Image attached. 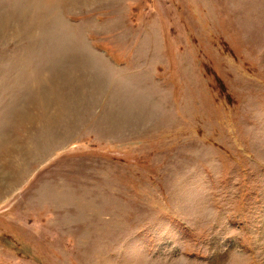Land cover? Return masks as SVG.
<instances>
[{"label":"rangeland","instance_id":"1","mask_svg":"<svg viewBox=\"0 0 264 264\" xmlns=\"http://www.w3.org/2000/svg\"><path fill=\"white\" fill-rule=\"evenodd\" d=\"M0 264H264V0H0Z\"/></svg>","mask_w":264,"mask_h":264},{"label":"crops","instance_id":"2","mask_svg":"<svg viewBox=\"0 0 264 264\" xmlns=\"http://www.w3.org/2000/svg\"><path fill=\"white\" fill-rule=\"evenodd\" d=\"M94 58V57H93ZM97 58V57H96Z\"/></svg>","mask_w":264,"mask_h":264}]
</instances>
